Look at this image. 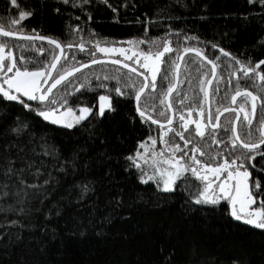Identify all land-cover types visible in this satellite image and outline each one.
<instances>
[{"label": "trees", "instance_id": "16d2710c", "mask_svg": "<svg viewBox=\"0 0 264 264\" xmlns=\"http://www.w3.org/2000/svg\"><path fill=\"white\" fill-rule=\"evenodd\" d=\"M0 27L58 41L64 55L55 77L88 61L82 44L136 41L148 55L167 49L139 100L160 122L169 118L165 95L177 59L196 49L217 67L212 113L250 103L253 124L264 121V0H0ZM0 40L13 44L22 70L45 74L57 53L45 43ZM210 75L198 57L183 59L167 128L137 115L143 80L114 65L89 67L52 92L53 108L91 110L73 128L42 120L44 103L0 95V264H264V230L225 204L197 203L198 179L187 174L162 191L135 167L140 145L160 130L203 165L249 166L255 152L234 144L231 114L214 131L200 129ZM241 91L253 94L254 109L247 95L232 103ZM103 99L109 109L99 116Z\"/></svg>", "mask_w": 264, "mask_h": 264}, {"label": "rangeland", "instance_id": "374dc122", "mask_svg": "<svg viewBox=\"0 0 264 264\" xmlns=\"http://www.w3.org/2000/svg\"><path fill=\"white\" fill-rule=\"evenodd\" d=\"M12 46V43L0 40V95L6 100L22 103L37 100V91L47 72L44 74L43 71L20 69L15 62ZM86 46L82 44L79 48L88 61L102 58L123 61L144 73L151 83L155 81L162 56L167 50L148 55L138 49L136 41L129 40L96 42ZM56 77L53 76L52 79ZM54 102L55 97L49 96L47 101L43 102L45 108L38 111L37 115L45 122L58 127L73 128L91 113L89 108L84 107L77 111L53 108ZM107 109L108 101L103 99L96 112L101 116ZM166 135L167 130L156 132L140 145L134 157L135 167L143 183L152 182L159 186L160 190L170 191L179 178L190 174L201 183L195 200L197 203L217 205L230 202L236 218L246 223H252L253 218H256L255 224L264 226V213L253 208L250 194L243 189L239 192L235 188L232 190L237 165L223 163L217 168L203 165L197 158L190 159L184 151L186 147L168 141ZM213 172H216L217 176Z\"/></svg>", "mask_w": 264, "mask_h": 264}, {"label": "water", "instance_id": "95a60500", "mask_svg": "<svg viewBox=\"0 0 264 264\" xmlns=\"http://www.w3.org/2000/svg\"><path fill=\"white\" fill-rule=\"evenodd\" d=\"M0 37H2L4 39H8V40L34 41V42L45 43V44L53 46L56 49L57 53H56L53 61L51 62L50 66L48 68V71L45 75V78L43 79V81H42V83H41V85L37 91V102L43 103V102L47 101V99L52 94V92L55 91V89H57L60 85H62L65 81H67L72 76L78 74L79 72H81V71H83L89 67H92L95 65H100V64L114 65L116 67H119L125 71H128L129 73H132V74L140 77L143 80L142 87L136 93V95L134 97V109H135L137 115H139L144 120L148 121L152 126L159 127V128H167V127H170L172 125L175 116H174V111H173V108L171 105V96L173 95V93L176 91V89L178 87L179 73H180V69L182 66L183 59L187 55L196 56L199 59H201L203 62H205L207 65H209L211 68V75H210L209 79L207 80V82L205 84V89H204L207 123L210 124V91H211L212 83L216 77L217 67L211 60H209L207 57H205L203 55V53H201L200 51H198L196 49L184 50L179 55V57L177 59V64H176V67L174 69L173 85L165 95V105H166V108L168 110L169 118L165 122H160V121L153 119L151 116H149L148 114L144 113L143 111H141L139 109V100L148 88V78L144 73L140 72L135 67H133V66H131V65H129L123 61H119V60H115V59H108V58L95 59V60L86 61L82 64H79V65L67 70L66 72L59 75L58 77L52 79L54 72L57 69V67H58V65H59V63L62 60L63 55H64V47L58 41L51 39V38H48V37L40 36V35H29V34L15 33V32H11V31L2 29L1 27H0ZM244 95H247L250 97L251 102H252V107L254 109L255 108V98H254L253 94L249 91L238 92L233 97L232 103H234L237 98L244 96ZM229 113H235V118H234L233 127H232L235 141L245 150H252V149L258 148L261 144H259V145H246L240 141V139L237 135V123H238V120H239L241 113H240V110H238L234 107H227V108H224L221 111H219L215 117V121H214V124L211 126V129L217 128L220 118L226 114H229ZM263 131H264V125L262 126V132ZM236 219L245 223L247 226H250L254 229L264 230V226H257V225L251 224V223H246V222H244L238 218H236Z\"/></svg>", "mask_w": 264, "mask_h": 264}, {"label": "flooded vegetation", "instance_id": "af4514ba", "mask_svg": "<svg viewBox=\"0 0 264 264\" xmlns=\"http://www.w3.org/2000/svg\"><path fill=\"white\" fill-rule=\"evenodd\" d=\"M234 108L240 110L241 113L237 123V135L240 141L246 145H259V144L261 145L256 149L246 150V151L255 152V154L250 155L248 159L249 166L246 169H241L237 166L236 169L237 171H235V175H234L232 190L235 188L237 192H239L241 189L248 192L252 200L251 205L253 206V208H255V210L257 211H261L264 213V164L258 161V158L264 155V131L262 132V126L264 125V121L260 123L259 127H256V125L253 124L250 103L248 108L246 107V105L245 106L237 105ZM229 114H231L232 116L231 125L233 127L235 113H229ZM216 115L217 113L215 114L212 113L210 108V124L207 123V114H206L204 123L200 125V129L203 132H205L207 129L214 131L220 127V120L223 116L219 120L218 127L215 129H211V126L214 124ZM232 135H233V130H232ZM233 139H234V144L237 145L239 148L243 149L235 141L234 135H233ZM213 173L215 176H217L216 172ZM220 204L227 205L231 215L234 216L230 202L220 203ZM255 222H256V218H253L251 224L257 225L255 224Z\"/></svg>", "mask_w": 264, "mask_h": 264}]
</instances>
